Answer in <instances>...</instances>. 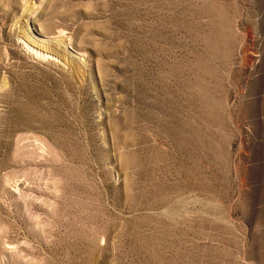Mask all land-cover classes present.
<instances>
[{
	"label": "rangeland",
	"instance_id": "374dc122",
	"mask_svg": "<svg viewBox=\"0 0 264 264\" xmlns=\"http://www.w3.org/2000/svg\"><path fill=\"white\" fill-rule=\"evenodd\" d=\"M0 264H264V0H0Z\"/></svg>",
	"mask_w": 264,
	"mask_h": 264
},
{
	"label": "bare ground",
	"instance_id": "6f19581e",
	"mask_svg": "<svg viewBox=\"0 0 264 264\" xmlns=\"http://www.w3.org/2000/svg\"><path fill=\"white\" fill-rule=\"evenodd\" d=\"M34 11H35V8H34ZM166 157V156H165ZM164 158V157H163ZM152 159V158H151ZM159 159V158H158ZM150 160V159H149ZM155 161V160H154ZM134 163V162H133ZM160 165V164H159ZM139 172H140V170H139ZM190 175V174H189ZM178 229V228H177ZM165 234H167V235H169V234H173V235H175V233L177 232V230L176 229H174L173 230V228H165V230L163 231ZM173 243H175V242H173ZM176 244V243H175Z\"/></svg>",
	"mask_w": 264,
	"mask_h": 264
}]
</instances>
